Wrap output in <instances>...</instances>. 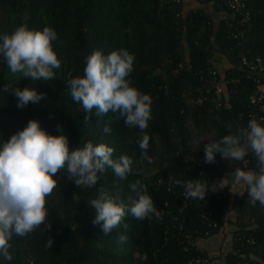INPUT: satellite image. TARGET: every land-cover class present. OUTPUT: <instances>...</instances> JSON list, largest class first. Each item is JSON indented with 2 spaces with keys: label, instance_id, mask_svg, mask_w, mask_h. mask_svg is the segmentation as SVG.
<instances>
[{
  "label": "trees",
  "instance_id": "obj_1",
  "mask_svg": "<svg viewBox=\"0 0 264 264\" xmlns=\"http://www.w3.org/2000/svg\"><path fill=\"white\" fill-rule=\"evenodd\" d=\"M180 1L177 4L174 0H0V35H10L24 22L32 30L52 27L58 35L52 46L61 62L60 68L53 70L54 80L33 82L23 79L22 74L13 75L0 56V89L5 85L10 90L29 87L44 94L39 103L18 109L13 94L0 92V144L23 130L29 120L36 119L49 134L67 135L70 150L83 147L90 140L94 146L105 143L112 147L114 160L126 155L133 161L126 180H118L108 168L98 174L99 180L92 188L78 187L68 180L66 169H61L54 177L57 187L46 197L51 229L45 232L41 226L24 238L14 235L9 241L13 259L0 258V264H187L197 250L201 252L199 238L213 236L229 223L235 225L232 241L241 233L251 236L255 244L246 241L233 244V250L226 255V264H264V207L258 202L255 206L248 202L247 188L243 197L231 198L223 190H215L209 191L205 200L191 202L181 196L182 187L168 183L172 176L200 179L211 187L214 181L224 178V166L204 163V147L193 149L190 122L200 131L212 128V140L228 135V125L231 134H235L237 128L247 126L251 98L257 91L254 79L247 78L239 65L242 47L230 38L226 27L232 12L217 3L210 4L209 0H197L200 6L186 11V1ZM244 1L251 14L244 49L253 60L264 57V0ZM207 7L227 11L230 17L215 21ZM118 49H126L135 56L128 79L153 101L152 119L146 129L152 164L141 158L138 128L126 127L123 119L116 121L111 112L101 117L95 116V109L84 113L67 91L68 73L82 76L85 58L94 50L108 55ZM216 55L226 56L234 65L224 76L213 64ZM210 69L225 79H239L240 83L229 84L227 96L216 98L212 93L203 106L195 107L190 100L198 95L197 90L210 76ZM257 111L264 114L259 108ZM85 115L92 116L88 123L84 122ZM106 124L111 128L110 134L103 132ZM183 159L200 167L188 169ZM220 160L227 161L217 154L216 161ZM245 160L247 165L243 164ZM256 165L251 153L243 161H234V168L243 170H255ZM137 180L153 198L162 219L153 216L138 221L128 214L118 229L105 236L99 225L92 224L95 210L89 207L90 200L100 190L115 194L116 184L122 199H126L135 195L129 185ZM208 211L214 213L212 222L217 224L216 228L209 227L212 222L201 218ZM180 227L196 241L189 251L185 250L186 240ZM119 235H126L128 240L118 243ZM48 237L54 238L51 248L46 247Z\"/></svg>",
  "mask_w": 264,
  "mask_h": 264
},
{
  "label": "clouds",
  "instance_id": "obj_2",
  "mask_svg": "<svg viewBox=\"0 0 264 264\" xmlns=\"http://www.w3.org/2000/svg\"><path fill=\"white\" fill-rule=\"evenodd\" d=\"M58 39L52 27L32 30L26 22L15 27L9 34L0 35V56L6 61L10 72L22 74L23 79L49 81L56 78L53 71L61 66L52 42ZM135 56L126 49H118L110 54L94 50L85 58L82 76L73 77L68 73L67 91L71 99L79 104L84 113L101 117L109 112L114 119H123L128 128H138L140 136L137 143L141 158L149 164L153 158L148 155L150 136L146 133L152 119V98L132 86L128 79L133 72ZM0 92L11 93L17 98L16 107L23 109L30 103H39L44 94L25 87L11 88L7 85ZM92 116L85 115L88 123ZM219 120V118H217ZM111 123V121H109ZM229 134L220 140H208L204 145V163H216V155L228 161H243L251 153L257 162L255 170H243L240 167L213 184L216 191L236 186L246 187L248 202L255 206L257 202L264 207V116L257 118L250 115L246 127H239L231 134V125L227 126ZM58 130L62 129L58 126ZM105 134L111 133L108 124L103 128ZM114 149L105 143L95 146L89 140L83 147L70 150L67 135H52L41 127L40 122L31 119L23 130L17 131L7 141L0 144V258L6 261L13 259L9 249L12 237L24 238L37 228L49 231L52 227L46 208V197L57 187L54 178L61 169H66L68 180L78 187H94L98 174L108 168L114 176L123 181L132 172L133 163L126 155L114 160ZM169 185L184 189L185 199L205 200L210 191L207 181L200 179L182 180L172 176ZM112 194L100 190L96 198L91 199L89 207L95 210L93 225H99L105 236L118 229L126 215L131 214L136 220H150L153 216L162 219L161 211L155 206L153 198L147 194L145 186L139 180L129 185L131 193L126 199L120 195L119 185ZM172 188L169 187L168 191ZM239 194L243 197L244 193ZM128 228L127 224L123 225ZM126 235H119L118 243H125ZM53 237H48L46 247L51 248Z\"/></svg>",
  "mask_w": 264,
  "mask_h": 264
},
{
  "label": "built area",
  "instance_id": "obj_3",
  "mask_svg": "<svg viewBox=\"0 0 264 264\" xmlns=\"http://www.w3.org/2000/svg\"><path fill=\"white\" fill-rule=\"evenodd\" d=\"M175 3L179 4L180 0H174ZM209 3L214 5L218 4V6L225 7L228 11L232 12L233 16L230 19H227L226 21V27L228 28V33L230 38L237 41L238 45L242 47V49L238 53V59H239V65L244 69V72L246 73L247 78H253L254 81L257 84V91L254 96L251 98L250 107L251 110L248 115V119L250 118V115L255 114L257 118L264 116V114H260L257 110L258 108L263 111L264 107V57L263 56H257L255 59L249 58V51L244 49V44L246 42L247 38V31L248 27L251 22V14L246 8V3L244 0H209ZM211 70V69H210ZM240 83L239 79L236 78H230L225 79V77H222L218 75V71L215 69H212L210 71V76L206 78L203 82V86L198 89V95L195 99H191L190 102L195 107H201L205 104V102L208 100V96L214 93V96L221 97V96H227V87L229 84L231 85H237ZM218 106H221V102L218 101ZM249 121V120H248ZM252 155V154H251ZM252 157H254L252 155ZM223 160V159H222ZM183 162L187 164V168H194V167H200V164L197 163H190L189 160L183 159ZM248 160H245L243 162L244 165H247ZM215 167L224 166L223 169V176L225 177L226 174L230 173L234 169V161H226L223 163L221 160L220 162L216 161V163L211 164ZM210 192H214L216 190L215 186L209 187ZM183 193H182V195ZM192 202L194 199H187ZM165 206H168V203L165 202ZM214 217L213 211H208L206 213L201 214V218L206 222H212ZM209 227H217L216 223H210ZM181 234L186 240V244L184 245L185 250L189 251L191 248H194L196 246V241L194 240L193 236L182 230ZM208 235V233H207ZM246 241L247 243L254 245L255 240L248 236L242 235L241 233H237L234 237L233 244H237L238 242ZM187 264H214L213 261L208 257L207 254L203 253V251L200 252V250H197V253L195 255H192L188 261ZM221 264V263H218Z\"/></svg>",
  "mask_w": 264,
  "mask_h": 264
},
{
  "label": "crops",
  "instance_id": "obj_4",
  "mask_svg": "<svg viewBox=\"0 0 264 264\" xmlns=\"http://www.w3.org/2000/svg\"><path fill=\"white\" fill-rule=\"evenodd\" d=\"M186 1V11L188 8L199 7L200 4L197 0H185ZM207 10L212 12L213 18L216 20L230 17L227 11L223 10H213L211 7H207ZM214 66L219 70L221 75H225V72L232 67L231 61L223 55H216L213 60ZM264 111V107L262 109ZM246 187L236 186L232 189L234 193H244ZM223 191L228 193L231 198L239 194H234L230 191V188H224ZM235 230V225L229 223L224 226V228L217 234L210 236L208 238H199L197 241L198 246L201 251L208 254L214 264H226V255L233 250L232 235Z\"/></svg>",
  "mask_w": 264,
  "mask_h": 264
},
{
  "label": "rangeland",
  "instance_id": "obj_5",
  "mask_svg": "<svg viewBox=\"0 0 264 264\" xmlns=\"http://www.w3.org/2000/svg\"><path fill=\"white\" fill-rule=\"evenodd\" d=\"M183 50L186 52L187 54V49H185V47L183 48ZM188 94H191V90L187 91ZM190 128V132L192 135V138L194 140V147L193 149L195 151H198L199 149L203 148L204 145L206 143H208V140H212L213 136H214V132L212 130V128L208 127L203 131H200L194 122H190L189 125Z\"/></svg>",
  "mask_w": 264,
  "mask_h": 264
}]
</instances>
